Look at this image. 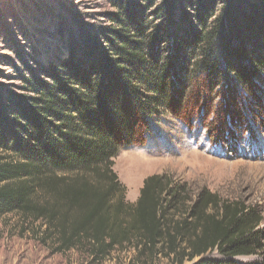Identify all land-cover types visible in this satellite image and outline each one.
Segmentation results:
<instances>
[{"label": "trees", "instance_id": "16d2710c", "mask_svg": "<svg viewBox=\"0 0 264 264\" xmlns=\"http://www.w3.org/2000/svg\"><path fill=\"white\" fill-rule=\"evenodd\" d=\"M111 3V24L85 30L66 58L27 66L20 92L0 91V215L16 213L52 253L94 263L133 250L260 264L238 260L261 245L255 208L204 191L185 210L188 189L167 173L146 177L131 202L114 166L163 110L193 123L192 107L179 112L191 86L200 101L214 85L264 81V0H163L152 19L137 0ZM213 133L219 142L222 127Z\"/></svg>", "mask_w": 264, "mask_h": 264}, {"label": "rangeland", "instance_id": "374dc122", "mask_svg": "<svg viewBox=\"0 0 264 264\" xmlns=\"http://www.w3.org/2000/svg\"><path fill=\"white\" fill-rule=\"evenodd\" d=\"M162 1L137 0L151 19ZM115 10L111 0H0V91L20 92V73L28 72L27 66L39 69L66 58L85 30L111 24L109 14ZM252 86L251 90H230L225 83L214 85L210 97L200 101L198 90L191 86L192 95L186 96L179 112L192 107L193 123L163 110L154 120L149 141L122 149L114 169L131 202L137 201L146 177L167 173L188 189L185 210L204 191L217 195L221 202L240 201L255 208L262 218L257 227L261 245L255 254L238 260L264 264V81H253ZM217 126L223 133L216 143L213 131ZM146 262L176 264L162 255L137 258L133 250L117 251L103 263L91 262L76 251L55 254L38 243L30 225L16 213L0 215V264Z\"/></svg>", "mask_w": 264, "mask_h": 264}, {"label": "bare ground", "instance_id": "6f19581e", "mask_svg": "<svg viewBox=\"0 0 264 264\" xmlns=\"http://www.w3.org/2000/svg\"><path fill=\"white\" fill-rule=\"evenodd\" d=\"M130 173H131V175H132V171L130 170Z\"/></svg>", "mask_w": 264, "mask_h": 264}]
</instances>
